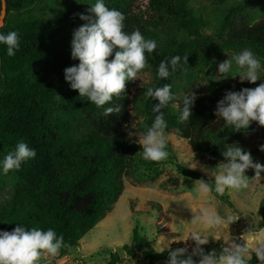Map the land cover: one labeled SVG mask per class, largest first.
<instances>
[{"label": "trees", "instance_id": "trees-1", "mask_svg": "<svg viewBox=\"0 0 264 264\" xmlns=\"http://www.w3.org/2000/svg\"><path fill=\"white\" fill-rule=\"evenodd\" d=\"M6 1L7 15L0 33L16 31L20 47L9 57L7 46L0 44V161L21 141L34 149L36 156L22 163L19 170L8 173L13 178V192L0 205L1 230L10 232L18 224L28 230L51 228L71 245L61 249V255L78 246L83 236L114 209L124 189V177L133 176L138 165L156 164L142 158L143 149L129 138L127 128L133 109L139 118V131L145 133V126L152 125L157 115L153 111L157 101L145 98L144 92L149 87L171 84L172 94L180 99L161 109L167 122L166 130L177 129L188 140L196 159L216 167L224 161L222 152L234 145L250 152L254 162L264 158V152L260 151L264 143L257 147L248 144L249 134L264 132V127L253 121L247 130L235 131L215 115L217 103L227 91L255 88L264 83V73L255 84L238 81L230 86L220 85L216 94H196L192 116L183 122L179 120L182 97L190 93L181 94L173 76L185 71L178 70L167 79H160L157 74L160 62L176 55H188L185 65L188 70L200 58L201 51L209 48H215L219 55L251 49L264 69V11L261 18L248 12L251 5L264 0H237L228 4L212 34L204 33L205 19L191 5V0H149L151 13L146 18L130 12L129 0L105 3L109 9H116L126 17L127 33L138 29L145 39L157 43L151 60L155 82L145 86L142 93H133L135 81L127 82L125 93L113 97L105 106L122 107L119 114L109 117L101 115L103 108H97L86 97H80L78 90H72L64 76L67 67L79 64V60L71 58L72 34L88 23L79 17V14L91 15L88 9L60 8L47 18L35 11V6L43 0ZM1 10L0 0V15ZM23 11L25 13L21 14ZM65 19L74 24L73 30L55 40L54 25L63 24ZM167 22H172L183 35L162 34L160 26ZM177 168L183 175L211 180L214 188V180L204 173L183 163H178ZM212 194L217 199L224 197L214 191ZM261 214L259 227L264 225V199ZM222 246L223 243L217 241L202 247L206 252L213 249L219 252ZM181 247H187L190 253L194 242L187 236L170 245L171 249ZM123 249L126 255L113 251L107 264H118L139 255L149 262L168 260V250L157 253L138 226L133 229L132 242L124 244ZM257 263L253 254L249 264ZM40 264L48 262L41 260Z\"/></svg>", "mask_w": 264, "mask_h": 264}, {"label": "clouds", "instance_id": "clouds-1", "mask_svg": "<svg viewBox=\"0 0 264 264\" xmlns=\"http://www.w3.org/2000/svg\"><path fill=\"white\" fill-rule=\"evenodd\" d=\"M91 15L79 14L81 20L88 23L73 31L71 41V58L79 60L78 65L67 67L64 70L65 80L72 90H78L80 97H86L97 108H103L101 115L109 117L119 114L120 105L107 106L113 97H120L126 91V83L135 81L138 73L148 67L146 54H152L156 41L145 39L137 29L131 34L125 31L126 17L116 9H109L104 0H96L88 9ZM2 26V24H0ZM0 44L7 46V55L12 57L20 47V38L16 31L7 34L0 33ZM111 57V59H110ZM188 55H176L158 66V77L167 79L170 75L180 71H187ZM233 61L237 69L240 82L255 84L261 80L259 70L261 61L251 49L245 48L231 59L224 60L218 65V72L222 75L229 73L233 68ZM171 84L162 87H149L144 92L145 98L157 101L153 111L157 113L150 127L135 141L143 149L142 158L146 161L161 162L168 158L166 150L168 139L165 133L167 122L161 109L167 107L173 100L180 99L171 92ZM197 96L194 92L182 97L183 108L179 120L187 121L192 116V107ZM179 107V105H173ZM215 115L221 118L226 126L235 131L247 130L253 121L264 127V83L255 88H242L239 91H227L218 101ZM137 135L129 132V136ZM264 152V145L260 146ZM36 152L25 142H18L15 149L9 151L0 161L3 174L19 170L22 163L35 158ZM222 156L224 161L213 169L201 165V171L214 177V188L211 180L199 179L195 181V191L208 196L213 191L223 196L226 190L241 191L249 188L250 180H260L264 165L254 162L251 153L240 146L227 147ZM197 167L196 163L191 164ZM253 169L255 176L249 179L246 170ZM215 200V197H212ZM218 203V202H217ZM191 220L193 225L202 226L188 233V239L194 242L191 252L187 247L170 248V243L162 247H155L157 253L168 250L166 264H249L254 254L259 264H264V229L251 226L240 237L225 239L219 252L213 249L206 252L202 247L209 243V233L218 232L225 225L231 224L236 218L226 210L220 215L215 208H201L193 211ZM62 235L49 228L46 231L33 227L31 230L17 225L12 231L0 230V264H40L47 255L56 257L61 249L70 248ZM198 257V260L194 259Z\"/></svg>", "mask_w": 264, "mask_h": 264}, {"label": "rangeland", "instance_id": "rangeland-1", "mask_svg": "<svg viewBox=\"0 0 264 264\" xmlns=\"http://www.w3.org/2000/svg\"><path fill=\"white\" fill-rule=\"evenodd\" d=\"M130 12L139 17L146 18L150 12L148 8L149 0H129ZM237 0H191V5L198 10L205 19L204 33H214L216 26L221 19L228 4ZM96 0H43L35 6V11L43 13L45 17L54 16V12L60 8L72 7L74 9H89ZM110 0H104L109 3ZM264 11V1L253 4L248 12L261 18ZM23 11L21 14H24ZM74 24L65 19L63 24L54 25L53 38L61 39L73 30ZM161 33L183 35L172 22H167L160 26ZM238 52L227 51L222 55L217 54L215 48L204 49L200 53V58L188 68L187 71L173 76V82L181 94L194 92L195 94H216L220 85H234L240 81L237 74L235 62L233 61L232 70L222 75L218 72V65L224 60L231 59ZM152 54H147L148 67L138 73L135 80L133 93H142L145 86L155 82V73L152 69ZM264 73V69L259 70V74ZM51 78L58 79L59 75H50ZM139 120L136 111L130 113L128 130L137 135L129 136L133 141L139 139L144 133L138 130L137 121ZM169 156L166 160L156 162V164L138 165L133 176L124 177V189L115 207L88 233L80 240V244L64 255L56 257L45 255L42 260L48 264H107L110 253L118 251L126 255L123 249L124 244H130L133 237V229L139 227L140 233L150 240L151 245L162 247L165 243L180 240L192 231L191 220L194 217L193 207L215 208L220 214L229 210L234 217L238 218V223L248 226L258 227L262 221L261 204L264 199V172H261L260 180H250L249 188L241 191L226 190L223 199L212 200L213 194L204 196L195 191V181L199 180L179 172L178 163L186 164L192 168L191 164L196 163L195 170L201 171V165L209 169L215 168L204 161L196 159L188 140L180 132L172 128L165 130ZM248 144L257 147L264 143V132L258 131L250 133ZM142 156V154H141ZM264 165V158L257 160ZM205 174V173H204ZM206 175V174H205ZM249 179L254 178L253 169L246 170ZM208 176V175H207ZM214 180V177L208 176ZM13 192V178L0 171V205L11 196ZM229 197V198H228ZM221 202L219 206L217 202ZM232 202L233 206L231 207ZM214 202V203H213ZM230 207V208H229ZM236 215V216H235ZM240 219V220H239ZM202 227V226H200ZM195 228V229H196ZM232 223L222 228V234L226 239L229 234L226 230H232ZM216 235V234H215ZM119 264H158L144 260L141 255L135 259L124 260ZM164 264V263H161Z\"/></svg>", "mask_w": 264, "mask_h": 264}, {"label": "crops", "instance_id": "crops-1", "mask_svg": "<svg viewBox=\"0 0 264 264\" xmlns=\"http://www.w3.org/2000/svg\"><path fill=\"white\" fill-rule=\"evenodd\" d=\"M214 203V202H213ZM219 206H222V205H220V204H222L221 202H219L218 201V203H217ZM200 206H195V207H193V209L195 210V211H198L200 208H199ZM230 208V207H229ZM231 213V212H230ZM222 215H224V214H222ZM236 216V215H235ZM236 218V220L235 221H233L232 222V230H226V231H228V234L231 236V237H237V234H236V229L237 228H239L238 229V232L240 233L239 234V237L241 236V234L245 231V230H247V229H249L251 226H248L247 224H242V226H241V224H239L237 221H238V218L237 217H235ZM240 220V219H239ZM198 227H200V226H198ZM195 228H196V226H194L193 228H192V230H195ZM224 228V227H223ZM255 228V227H254ZM256 229H264V225H262L261 227H256ZM222 232V229H220L218 232H215V233H209L210 235H214L215 236V239L213 238V237H209V242H217V241H221L222 243H224V241H225V238H224V236H223V234L221 233ZM216 234V235H215ZM187 236H188V234H187ZM186 236V237H187ZM186 237H184V238H182V239H185ZM153 262H157L158 264H161V263H164V264H166V262L165 261H153ZM152 262V263H153ZM119 264V263H118ZM257 264H259V261H258V263Z\"/></svg>", "mask_w": 264, "mask_h": 264}, {"label": "water", "instance_id": "water-1", "mask_svg": "<svg viewBox=\"0 0 264 264\" xmlns=\"http://www.w3.org/2000/svg\"><path fill=\"white\" fill-rule=\"evenodd\" d=\"M1 1H2V10H1V15H0V24H2V26H4L5 17L7 15V1L6 0H1ZM2 26H0V27H2ZM5 231H7V230H5Z\"/></svg>", "mask_w": 264, "mask_h": 264}]
</instances>
